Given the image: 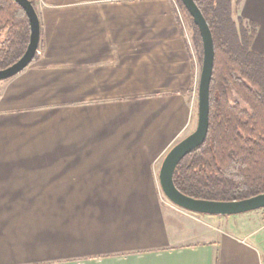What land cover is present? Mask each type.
<instances>
[{
    "label": "crops",
    "instance_id": "0c3cea01",
    "mask_svg": "<svg viewBox=\"0 0 264 264\" xmlns=\"http://www.w3.org/2000/svg\"><path fill=\"white\" fill-rule=\"evenodd\" d=\"M34 7L37 56L14 85L26 105L0 109V264H264V233L249 222L264 208L201 215L162 197L158 170L190 132L201 69L171 0ZM238 8L264 53V0ZM96 89L121 99L79 92ZM50 104L55 144L18 140L19 112Z\"/></svg>",
    "mask_w": 264,
    "mask_h": 264
},
{
    "label": "trees",
    "instance_id": "16d2710c",
    "mask_svg": "<svg viewBox=\"0 0 264 264\" xmlns=\"http://www.w3.org/2000/svg\"><path fill=\"white\" fill-rule=\"evenodd\" d=\"M176 2L191 22L201 60L198 29L181 1ZM194 2L209 26L214 48L208 130L203 143L176 165L173 183L197 199L249 198L264 192V53L251 48L256 24L240 16L235 20L232 0ZM29 31L23 9L13 0H0V69L23 54ZM230 93L237 100L231 101Z\"/></svg>",
    "mask_w": 264,
    "mask_h": 264
},
{
    "label": "water",
    "instance_id": "95a60500",
    "mask_svg": "<svg viewBox=\"0 0 264 264\" xmlns=\"http://www.w3.org/2000/svg\"><path fill=\"white\" fill-rule=\"evenodd\" d=\"M24 11L29 24V38L23 54L11 65L0 69V81L21 72L34 58L40 39V23L31 0H13ZM197 27L202 44V63L197 88V121L193 131L179 139L166 152L159 170L161 192L177 207L201 215H235L264 208V192L240 200L216 201L197 199L180 192L173 183L178 162L201 145L208 130L209 84L212 74L214 48L209 26L194 0H180Z\"/></svg>",
    "mask_w": 264,
    "mask_h": 264
},
{
    "label": "rangeland",
    "instance_id": "374dc122",
    "mask_svg": "<svg viewBox=\"0 0 264 264\" xmlns=\"http://www.w3.org/2000/svg\"><path fill=\"white\" fill-rule=\"evenodd\" d=\"M241 0L239 1H235L232 0V6H233V18L236 20L237 16H241V13L239 11V3ZM172 6H173V10L175 12V16H176V20L177 23L179 24V27L181 28V31L185 37V41L188 45V47L191 49L192 51V56H194L198 62V66H201L202 63V59L200 60V48L199 46L195 45V43L193 42V38H192V28H191V22L187 16V14L179 7L178 3L176 2V0H171ZM243 18V17H242ZM245 19V18H243ZM37 54V53H36ZM27 67V66H26ZM20 80L17 79L15 81V75L7 78L5 80L0 81V109H2L1 111H6V113H10L14 107L18 106L23 108V104L22 101H26L24 98V96H22L21 94L17 95L18 90H15L14 85L16 84V82ZM14 82V83H13ZM19 82V81H18ZM197 88L198 86L196 85V83L193 84L192 88L188 90V94H187V98L188 101L191 105V108L193 109V114H194V118H193V123L190 129V132L194 130L195 126H196V121H197ZM129 90H122L123 94L127 95ZM15 92V93H14ZM79 92H84L82 93L83 95L89 94L87 96H90L91 93H93V97L99 99V98H107L109 97V99L114 100V99H121V89H111V90H102V89H96V90H79ZM86 92V93H85ZM142 92H145V90H142ZM147 92H149V90H147ZM122 94V95H123ZM7 95V97H6ZM82 95V96H83ZM26 97V96H25ZM229 98L231 101L237 100L236 96L233 93L229 94ZM57 105H44V106H40V108H46V109H42V110H46V112H42V110H38L39 112H36L35 110H22L21 112H19V116L17 117L19 120V122L17 123L16 127H17V135H22L24 134V136H19L17 139L19 140H23L26 139V142L30 145H53L55 144L54 142V137L52 135V137H50L49 135L51 133L54 132L55 129V122L52 119V109L54 107H56ZM243 106V104H242ZM12 109H9L11 108ZM51 110V111H50ZM50 112V114H49ZM1 128L4 129H8L9 125H6L3 122V125L1 126ZM23 137V138H22ZM13 140H15L13 138ZM10 143L7 142V144ZM161 191V190H160ZM162 197L164 198V200H167L163 193L161 192ZM253 214V213H252ZM255 214H259L258 212ZM263 216V215H262ZM209 220H212V222H216V217L212 216V217H207ZM211 218V219H210ZM214 218V219H212ZM211 222V221H210ZM249 222L252 223L255 226H258V228H260L261 232L264 233V217H251L249 219ZM257 228V229H258ZM264 236V234H263Z\"/></svg>",
    "mask_w": 264,
    "mask_h": 264
}]
</instances>
